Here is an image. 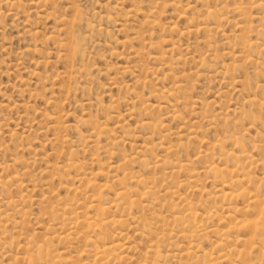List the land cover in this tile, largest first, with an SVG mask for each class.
I'll return each instance as SVG.
<instances>
[{
	"label": "rangeland",
	"instance_id": "rangeland-1",
	"mask_svg": "<svg viewBox=\"0 0 264 264\" xmlns=\"http://www.w3.org/2000/svg\"><path fill=\"white\" fill-rule=\"evenodd\" d=\"M0 264H264V0H0Z\"/></svg>",
	"mask_w": 264,
	"mask_h": 264
}]
</instances>
